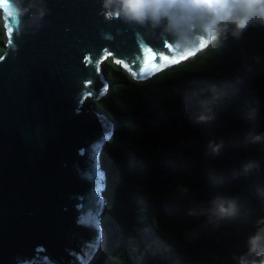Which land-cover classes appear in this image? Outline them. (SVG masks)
I'll list each match as a JSON object with an SVG mask.
<instances>
[{
	"label": "trees",
	"instance_id": "16d2710c",
	"mask_svg": "<svg viewBox=\"0 0 264 264\" xmlns=\"http://www.w3.org/2000/svg\"><path fill=\"white\" fill-rule=\"evenodd\" d=\"M212 46L210 68L142 83L105 61L109 106L96 104L113 132L94 264H236L264 217V26ZM214 198L235 201L218 229L194 214Z\"/></svg>",
	"mask_w": 264,
	"mask_h": 264
},
{
	"label": "water",
	"instance_id": "95a60500",
	"mask_svg": "<svg viewBox=\"0 0 264 264\" xmlns=\"http://www.w3.org/2000/svg\"><path fill=\"white\" fill-rule=\"evenodd\" d=\"M103 3L44 0L47 14L21 31L0 0V264L96 261L105 244L103 148L113 132L96 104L111 89L105 61L142 83L210 46L175 52L159 30L106 17ZM90 214L96 226L80 222Z\"/></svg>",
	"mask_w": 264,
	"mask_h": 264
},
{
	"label": "clouds",
	"instance_id": "9594fccd",
	"mask_svg": "<svg viewBox=\"0 0 264 264\" xmlns=\"http://www.w3.org/2000/svg\"><path fill=\"white\" fill-rule=\"evenodd\" d=\"M103 7L109 10L105 12L108 18L159 30L169 47L180 54L207 47L221 37L240 39L250 27L264 26V0H213L211 4L204 0H139L138 6L136 0H104ZM8 12L10 21L22 31L29 23L38 26L47 9L44 0H8ZM262 140L264 133L254 138V142ZM234 206L233 200L230 208ZM230 208L214 198L200 202L194 214L204 217L203 226L218 229L228 219ZM245 248L233 256L236 264H264V217L256 220Z\"/></svg>",
	"mask_w": 264,
	"mask_h": 264
},
{
	"label": "rangeland",
	"instance_id": "374dc122",
	"mask_svg": "<svg viewBox=\"0 0 264 264\" xmlns=\"http://www.w3.org/2000/svg\"><path fill=\"white\" fill-rule=\"evenodd\" d=\"M0 13H1V10H0ZM4 50H5L4 30H3L2 19H1V14H0V56L3 54ZM219 52H220V48L218 46H212L211 48L208 47L206 50H204L202 53H200L195 58L183 64L173 66V67L163 70L164 72L163 77H170L171 75H174V74H183V73L195 71L198 69L200 70L208 69L212 66L213 63L218 62ZM99 104L102 105L103 107L109 106L108 101L105 98H102L99 101Z\"/></svg>",
	"mask_w": 264,
	"mask_h": 264
},
{
	"label": "snow or ice",
	"instance_id": "6c2138e0",
	"mask_svg": "<svg viewBox=\"0 0 264 264\" xmlns=\"http://www.w3.org/2000/svg\"><path fill=\"white\" fill-rule=\"evenodd\" d=\"M204 2L211 4L213 2V0H204ZM138 5H139V0H136V6H138ZM201 47H203V45ZM164 58L167 59V57H164ZM88 83H91V82L88 81ZM105 91H106V89H105ZM106 139H107V136L103 137L102 140L98 144L93 145V154L94 155L98 151V149L101 146V144L103 143V141ZM94 167H95V171H96V180H97L96 192H99L102 190V186H103V174L101 172H99L98 167H96L95 165H94ZM96 204H97V208L102 207L103 200L100 199L99 197H97ZM80 222L82 224H87L90 226H96L95 217L91 214L88 217H82Z\"/></svg>",
	"mask_w": 264,
	"mask_h": 264
},
{
	"label": "bare ground",
	"instance_id": "6f19581e",
	"mask_svg": "<svg viewBox=\"0 0 264 264\" xmlns=\"http://www.w3.org/2000/svg\"><path fill=\"white\" fill-rule=\"evenodd\" d=\"M109 91V90H108ZM108 91H107V93H108ZM107 181V180H106ZM105 245H106V236H105V244H103L101 247H100V249H99V251H98V253L95 255V259L96 260H98L101 256H102V254H103V252H104V249H105Z\"/></svg>",
	"mask_w": 264,
	"mask_h": 264
}]
</instances>
